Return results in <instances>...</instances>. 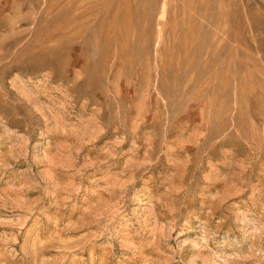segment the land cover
Returning <instances> with one entry per match:
<instances>
[{
	"label": "rangeland",
	"instance_id": "1",
	"mask_svg": "<svg viewBox=\"0 0 264 264\" xmlns=\"http://www.w3.org/2000/svg\"><path fill=\"white\" fill-rule=\"evenodd\" d=\"M0 264H264V0H0Z\"/></svg>",
	"mask_w": 264,
	"mask_h": 264
}]
</instances>
